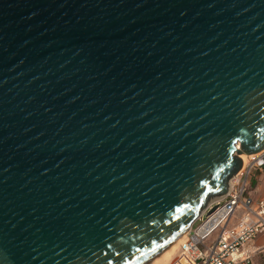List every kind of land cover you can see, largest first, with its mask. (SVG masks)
I'll list each match as a JSON object with an SVG mask.
<instances>
[{
  "label": "water",
  "instance_id": "95a60500",
  "mask_svg": "<svg viewBox=\"0 0 264 264\" xmlns=\"http://www.w3.org/2000/svg\"><path fill=\"white\" fill-rule=\"evenodd\" d=\"M263 144L264 0H0V264H139Z\"/></svg>",
  "mask_w": 264,
  "mask_h": 264
},
{
  "label": "built area",
  "instance_id": "2783aa9c",
  "mask_svg": "<svg viewBox=\"0 0 264 264\" xmlns=\"http://www.w3.org/2000/svg\"><path fill=\"white\" fill-rule=\"evenodd\" d=\"M262 166L264 151L248 159L219 200L202 208L181 245L184 264H251L261 247L251 250L249 244L264 235V197L251 196L247 177ZM213 206L216 209L209 213ZM233 218L236 220L230 225Z\"/></svg>",
  "mask_w": 264,
  "mask_h": 264
},
{
  "label": "rangeland",
  "instance_id": "374dc122",
  "mask_svg": "<svg viewBox=\"0 0 264 264\" xmlns=\"http://www.w3.org/2000/svg\"><path fill=\"white\" fill-rule=\"evenodd\" d=\"M264 145V144H263ZM264 151L263 148L259 149L258 151L252 152V151H247L244 148H241L240 150H238L237 152L233 153V158L235 160V162L240 161L241 165L240 167L236 170V167L234 165H231L228 170L223 173L221 181H222V185L217 188L216 190H214L213 192H209L205 198L203 199V204L204 206L207 205L208 202H210L211 198H213L216 195H223L224 190H226L229 186L227 185L229 180L237 175V171L242 168V160L240 158L241 155L245 154V155H253V157H255L258 153ZM251 157V158H253ZM249 159V158H247ZM264 170V166L261 167ZM260 173V171H258V169L253 170L250 172V174L247 177V186L248 189L251 191V188L253 189L255 184H256V179L255 177L258 176V174ZM264 190V189H263ZM264 197V196H263ZM237 216H239V214L237 213ZM236 219L233 218L232 221L230 222V225L234 224V221ZM212 239V237L208 240L210 241ZM251 244V243H250ZM249 244V245H250ZM253 244L257 245V246H262L260 250L256 251L251 259V264H264V236H258L256 238L255 241H253ZM181 253H179L177 256H175L171 262L169 264H174V263H178V264H184L186 262V259L184 257V255Z\"/></svg>",
  "mask_w": 264,
  "mask_h": 264
},
{
  "label": "bare ground",
  "instance_id": "6f19581e",
  "mask_svg": "<svg viewBox=\"0 0 264 264\" xmlns=\"http://www.w3.org/2000/svg\"><path fill=\"white\" fill-rule=\"evenodd\" d=\"M239 149L241 148L240 146H237ZM264 150V146L262 147ZM261 153V152H260ZM258 155V154H257ZM253 157V155H241L240 158L242 160V168L240 169V171L244 168V166L246 165L248 159L247 158H251ZM240 171H237V175L232 177L229 182H228V186L231 185V183L233 181L236 180V178H238V174L240 173ZM223 195H216L213 198H211L210 202H208L207 204L219 200ZM204 206H202L200 208L199 213L201 212L202 208ZM216 209V206H213ZM214 209V210H215ZM213 210V211H214ZM212 211V212H213ZM211 213V212H210ZM194 222V221H193ZM192 222V223H193ZM191 223V224H192ZM191 224L182 228L179 232H177L164 246H162L160 249H158L156 252H154L152 255H150L149 257H147L145 260H143L141 263L139 264H169L171 262V260L177 256L179 253H181V255L183 254V251L181 250V245L185 242L187 236H188V232L190 230ZM249 248L252 250L253 247L252 245H249ZM180 255V256H181Z\"/></svg>",
  "mask_w": 264,
  "mask_h": 264
},
{
  "label": "crops",
  "instance_id": "0c3cea01",
  "mask_svg": "<svg viewBox=\"0 0 264 264\" xmlns=\"http://www.w3.org/2000/svg\"><path fill=\"white\" fill-rule=\"evenodd\" d=\"M258 171H260V173L258 174V176L255 177L256 184L253 189L251 188V191H250L251 196H253L254 198H261L264 196V190H263L264 189V170L260 168L258 169ZM259 236H264V235H259ZM250 245H252V247H262V246H257L253 244V241L251 242Z\"/></svg>",
  "mask_w": 264,
  "mask_h": 264
}]
</instances>
